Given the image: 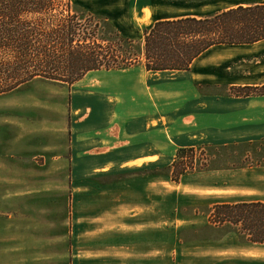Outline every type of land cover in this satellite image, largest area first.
Listing matches in <instances>:
<instances>
[{"label":"rangeland","instance_id":"1","mask_svg":"<svg viewBox=\"0 0 264 264\" xmlns=\"http://www.w3.org/2000/svg\"><path fill=\"white\" fill-rule=\"evenodd\" d=\"M69 1L139 41L153 12L143 13L144 0H62L56 7L66 10ZM144 5L158 10L157 0ZM129 7L133 19L142 18L136 33L119 24ZM172 74L148 75L141 66L100 70L71 86L37 78L0 94V264H197L210 256H184L182 249L176 260L171 256L174 219L205 217L218 201L264 199V141L208 146L202 156L198 150L208 170L179 183L157 175L191 144L187 112L194 93L182 85L174 90ZM234 88L202 91L235 95ZM193 185L211 190L201 197ZM140 203L144 209L133 215L131 204ZM159 216L166 227L156 234L150 226ZM133 228L144 236L133 238ZM222 257L229 259L222 264H264V246L233 248Z\"/></svg>","mask_w":264,"mask_h":264},{"label":"trees","instance_id":"2","mask_svg":"<svg viewBox=\"0 0 264 264\" xmlns=\"http://www.w3.org/2000/svg\"><path fill=\"white\" fill-rule=\"evenodd\" d=\"M61 1L0 0V94L37 78L71 86L91 71L138 65L152 72L186 71L212 46L264 40V4L204 18L159 20L138 41L120 34L102 15L73 10L71 1L66 10L56 7ZM233 90L239 97L264 96V86ZM205 147L178 148L168 172L157 175L179 183L190 172L208 170L207 160L199 158ZM207 217L264 246V201L216 203Z\"/></svg>","mask_w":264,"mask_h":264},{"label":"crops","instance_id":"3","mask_svg":"<svg viewBox=\"0 0 264 264\" xmlns=\"http://www.w3.org/2000/svg\"><path fill=\"white\" fill-rule=\"evenodd\" d=\"M147 1H142L143 13L144 8L149 7H152L153 12L147 17L150 23L145 28L151 27L159 20H175L187 17L204 18L239 6L246 7L264 4V0H157L158 10L156 12L154 6L144 5ZM131 11V7L126 9L125 15L119 17V24L129 30L130 33H136V31L140 30V20L142 18L135 17L133 19L130 15V13L132 14ZM107 20L109 21L108 18ZM141 67L144 69L143 66ZM144 71L148 75H157L160 78H168L170 77L169 73H173L172 86L174 90H177V87L182 85L187 86L189 91L194 93L189 97L187 112L190 124L189 132H192L189 137L191 144L183 147H227L264 141V96L237 97L230 95L228 92L224 95H216L202 91L204 87L264 86V40L248 45L212 46L194 59L189 70L186 71L152 72L145 69ZM91 72H88L85 76ZM190 190L195 192L194 195L200 194L202 197L207 192L209 193L211 189L210 187L193 185ZM250 201H264V199L224 200L212 203L207 208H211L216 203ZM182 205L183 203H180L177 207ZM142 207L141 203L136 206L131 204L130 211L137 216L144 209ZM196 207L199 206L194 208ZM200 217H203L205 221L198 224ZM180 221L183 223L181 225L177 224ZM165 224V219L159 216L151 224L152 230L150 231L156 234L164 233L163 227H166ZM141 225L147 226L148 224ZM172 225L176 227V236L178 235L177 241L175 238L178 247L176 246V250L174 249L171 252V256L174 255V260L177 258V250L182 249V255L184 256H210V258L196 260L197 264H207L206 261L208 259L211 260V264H222L224 260H229L222 257L225 251H230L233 248L244 249L245 246L256 245L248 242L243 236L230 231L228 225H213L208 221L207 215L204 217L196 212L184 218L174 219ZM133 229L135 230L132 234L133 238L138 239L144 236L143 231ZM230 239H234V245L230 246L228 244ZM223 243L225 247L222 245ZM136 254H132L133 259H138L137 261L146 259L138 257ZM149 260L151 264H154L153 260ZM237 262L235 261V263ZM156 264L160 263L157 262Z\"/></svg>","mask_w":264,"mask_h":264}]
</instances>
